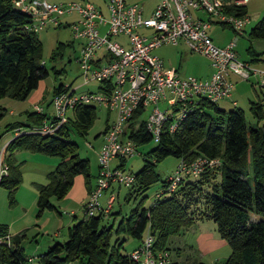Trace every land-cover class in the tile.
Listing matches in <instances>:
<instances>
[{"label": "trees", "instance_id": "16d2710c", "mask_svg": "<svg viewBox=\"0 0 264 264\" xmlns=\"http://www.w3.org/2000/svg\"><path fill=\"white\" fill-rule=\"evenodd\" d=\"M228 12L239 17L247 15L246 6L232 5ZM31 24L30 17L18 3L0 0V99L25 101L48 76L43 45L38 36L29 31ZM247 39L250 42L264 40V18L250 29ZM65 49L66 45L59 44L52 51L50 61L61 60ZM248 53L251 62L260 61L261 53L254 52L251 47ZM63 88L62 85L54 88L53 95ZM263 107L260 102H250L249 110L257 120H262ZM5 111L0 106V121ZM140 112H134L126 132L137 148L152 141L144 129V122L139 123ZM25 114V123L7 125L5 133L14 134L16 129L40 126L45 119V115L36 112ZM95 116L94 106H79L54 134L23 132L5 145L7 175L1 179L0 186L7 190L11 204L22 181L21 163H17L14 156L23 150L58 158L55 170L47 177L48 183L36 186L37 217L46 210H55L51 199L62 200L77 176H83L87 193H91L94 187L91 188L89 160L79 157L77 144L70 140V131L78 136L86 135ZM135 125L137 131H134ZM155 144L144 155L141 169L133 175V187L138 193H145L159 181L155 166L167 157L186 164L199 158L218 160L220 165L205 168L194 181L181 179L171 193L167 191L166 179L163 192L152 205L144 208L143 197L116 227L101 225V214L84 215L81 221L68 228L66 241L55 242L39 256V264H138L130 257L131 252H121L125 238L113 242V235L138 240L139 248L149 234L153 238V252H168L171 237L203 219L216 225L218 235L231 250L225 264H264V125L250 127L240 109L225 111L217 103L202 99L186 113L174 132L165 130ZM125 161H121L120 168L123 169ZM206 186L209 190L204 192ZM251 215L259 219L252 221ZM23 237V234L9 236L6 226L0 224V264L30 263L21 247ZM172 264L178 263L172 261Z\"/></svg>", "mask_w": 264, "mask_h": 264}, {"label": "built area", "instance_id": "2783aa9c", "mask_svg": "<svg viewBox=\"0 0 264 264\" xmlns=\"http://www.w3.org/2000/svg\"><path fill=\"white\" fill-rule=\"evenodd\" d=\"M12 1L30 17L29 31L34 33L49 25L60 27V17L75 13L78 19L67 26L73 39L80 42L76 63L84 84L95 82L98 85L97 92L82 93L63 86L61 92L52 96L51 113L45 112L40 105L33 106L34 112L45 115L42 124L16 129L14 137L23 132L52 135L67 123L79 106L98 104L115 112V119L106 128L104 142L98 151V175L84 206L86 217L104 215L111 209L115 195L109 196L104 207L99 199L113 183L125 187L134 183V176L124 172L120 163L137 153L136 144L126 134L135 111H141L140 118L149 108L144 129L157 143L165 130H176L199 100L218 103L230 98L234 89L230 76L244 80L257 77V85L264 91V70L252 69L249 63L237 59L235 40L219 47L209 35L214 24L229 27L236 35H241L248 21L246 16L239 17L228 9L232 5L245 6L248 0H156L147 18L143 16L141 5L126 0H104L107 17L92 3L80 6L76 3L50 4L46 0ZM199 14H205L206 19ZM119 37L124 38L125 43L117 41ZM180 43L209 60L212 70L209 78L179 77L175 69H166L162 60L153 55L156 48ZM160 102L166 104L164 110L159 108ZM134 128L137 131V125ZM114 160L119 164L111 169ZM219 165L218 160L203 158L192 164L181 161L177 171L167 178V191H175L183 176H197L205 168ZM6 175L3 147L0 150V181ZM152 246L153 238L147 234L130 257L138 264H172L168 252L155 253Z\"/></svg>", "mask_w": 264, "mask_h": 264}, {"label": "rangeland", "instance_id": "374dc122", "mask_svg": "<svg viewBox=\"0 0 264 264\" xmlns=\"http://www.w3.org/2000/svg\"><path fill=\"white\" fill-rule=\"evenodd\" d=\"M129 3H138L143 7L144 15L148 14L149 9L155 4L156 0H127ZM50 4L76 3L83 6L85 3H93L107 17V8L104 0H46ZM247 23L242 29L241 35H236L231 29L223 28L214 24L210 28V35L217 44L220 42L227 45L235 40L236 57L241 62L249 63L252 69L264 70V40L249 41L247 39L250 29L262 18H264V0H248L247 5ZM75 13L66 14L60 17L61 26L49 25L46 28L36 31V35L43 45V59L48 70V76L39 82L38 87L31 92L25 101H16L10 98L0 99V106L5 109L3 118L0 121V150L13 139L12 132H6L7 125L15 122H26L25 111L34 112L33 106L40 105L45 112L51 113L50 105L53 89L59 85L70 87V90L76 89V93L86 91L97 92L98 85L95 82L84 84L81 72L76 59L79 57L80 42L73 39L67 23H71L77 17ZM206 19L205 14H199ZM102 31V30H101ZM125 43V39L119 37L116 39ZM66 45V49L61 60L50 61L52 51L59 45ZM225 45V46H226ZM251 47L256 53H261V59L258 62H251V55L248 48ZM153 55L160 58L166 69H175L179 77L206 78L212 72L209 60L198 53L191 52L182 43L177 46L164 45L154 49ZM70 61V62H69ZM55 72H59L56 75ZM234 84L231 97L219 101L218 106L229 111L231 109H240L243 111L245 121L248 126L256 127L264 125V119L257 120L250 110V102H260L264 106V91L257 85V77L251 76L244 80L236 76H231ZM235 102L234 106L232 103ZM95 107V119L84 136H78L74 131H70V140L78 146V154L81 159L89 160V174L91 184L95 183L98 175V151L104 142L103 132L107 124L115 119V112H109L103 105H93ZM159 108L164 110L166 104L159 103ZM149 108L140 116L139 123L147 118ZM264 114V107H263ZM70 115V110L68 111ZM127 127V126H126ZM156 144L151 141L137 148V153L126 159L124 163V172L135 175L143 165L144 155L152 150ZM22 156H35L36 158H54L40 154H32L29 151H18ZM21 161L25 158H18ZM119 162L114 160L110 168L114 169ZM180 164V160L174 157H167L155 166V171L159 175V181L145 193H138L136 188L131 185L125 187L113 183L108 190L103 192L99 199L101 206H105L108 197L113 194L116 196L111 209L107 213L101 214L103 219L101 225L117 226L120 219L127 216L132 209L137 207L142 198V206L148 208L155 201L157 195L163 192V182L173 175ZM188 177V178H186ZM22 181L14 195V202L11 204L8 198L7 190L0 186V224L5 225L9 236L24 235L21 241V247L24 255L31 258L29 264H39V256L55 242H64L67 239V229L69 225H74L84 217L85 202H74L70 207H64L63 201L51 199L55 210H46L40 217L36 216V190L29 182L32 175L25 173L21 176ZM198 176H183L182 179L194 181ZM218 180V179H217ZM37 181V180H36ZM23 182V183H22ZM45 183V181L43 182ZM45 185V184H43ZM206 186L204 192L208 191ZM202 208V205H201ZM200 208V209H201ZM198 209V210H200ZM72 211V212H71ZM203 212V211H202ZM199 214V212L197 213ZM75 217V218H74ZM258 216L251 215L252 221H257ZM125 238L122 253L128 254L139 245V241L125 237L123 235H113V242L117 239ZM180 249L179 263L190 261L192 264H225L230 255V248L225 240L218 235L216 225L207 219L198 220L188 230L181 234L171 237L168 242V253L176 259L174 251Z\"/></svg>", "mask_w": 264, "mask_h": 264}, {"label": "crops", "instance_id": "0c3cea01", "mask_svg": "<svg viewBox=\"0 0 264 264\" xmlns=\"http://www.w3.org/2000/svg\"><path fill=\"white\" fill-rule=\"evenodd\" d=\"M230 1H236V0H230ZM127 3H129V2L127 1ZM130 4H134V3H130ZM155 4H156V2H155ZM155 4L151 7V9H149L147 15H144V10H143V16L145 18H147V17H149L151 15ZM94 6H96V5H94ZM246 12H247V8H246ZM76 17L77 18L74 21H76L78 19V16H76ZM74 21H72V22H74ZM68 24H70V23H67V25ZM209 35H210V30H209ZM210 37H211V39L213 41V38H212L211 35H210ZM213 43L215 45L219 46V47H224L226 45V44L223 45L221 42L219 44H217V43H215L213 41ZM211 73L209 74L208 77L202 78V79L209 78ZM230 78H231V76H230ZM25 112H27V111H25ZM13 137H14V135H13ZM14 157H15L17 163H21V167H20L21 175L24 176L25 173H28V174L32 175V179H30V182H29L34 187V188H30L32 191H33V189L36 190V186L37 185H43V184H47L48 183V178H47L48 175L51 174L55 170V168H56V166L58 164V161L55 160L54 158H36L34 155L30 156V157L29 156H22V154L20 152L15 153ZM18 158H25V159H23V161H21ZM44 181H45V183H43ZM94 185H95V183L91 184V188H93ZM35 194H37V191H36ZM87 199H88V193H87V189H86V186H85L84 178H83V176H77L74 179V183H73L72 188L70 189V191L67 193V195L61 201H63L62 205L64 207H70L72 205V203H74V202H85ZM196 224H197V222H196ZM70 227H71V225L68 226V228H70ZM67 231H68V229H67ZM135 249H133V250H135ZM174 255L176 256V259L173 256H171V260L173 261V263L192 264L190 261H185V262L179 263V261H178V259L180 257V249L179 248H177L174 251ZM30 262H31V258H30Z\"/></svg>", "mask_w": 264, "mask_h": 264}]
</instances>
